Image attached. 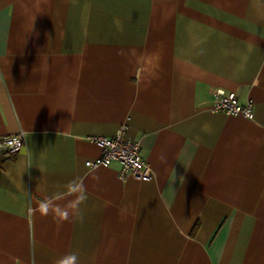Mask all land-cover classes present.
<instances>
[{
  "label": "crops",
  "instance_id": "0c3cea01",
  "mask_svg": "<svg viewBox=\"0 0 264 264\" xmlns=\"http://www.w3.org/2000/svg\"><path fill=\"white\" fill-rule=\"evenodd\" d=\"M122 126L149 178L86 165ZM20 132L0 264H264V0H0V137ZM73 178L82 221L36 211Z\"/></svg>",
  "mask_w": 264,
  "mask_h": 264
},
{
  "label": "built area",
  "instance_id": "2783aa9c",
  "mask_svg": "<svg viewBox=\"0 0 264 264\" xmlns=\"http://www.w3.org/2000/svg\"><path fill=\"white\" fill-rule=\"evenodd\" d=\"M212 110L228 115H242L247 118L253 116V103L239 102L235 92L216 89L213 92ZM125 127H120L113 136H93L91 139L101 149L100 155L93 160L86 161L89 167L109 166L113 162L120 164L119 176L125 178L129 174L139 175L142 178L151 176V169L141 154V145L138 140L127 138ZM25 144L23 132L0 137V153L14 154Z\"/></svg>",
  "mask_w": 264,
  "mask_h": 264
},
{
  "label": "clouds",
  "instance_id": "9594fccd",
  "mask_svg": "<svg viewBox=\"0 0 264 264\" xmlns=\"http://www.w3.org/2000/svg\"><path fill=\"white\" fill-rule=\"evenodd\" d=\"M119 25V21L116 22ZM58 189L51 196L41 200L36 208L42 216L52 215L60 221H68L70 217H79L83 220L80 212V205L87 201V189L83 181L73 178L64 185H56ZM72 197V199H68ZM60 201H66L64 204ZM55 264H80L79 256L70 252L62 255Z\"/></svg>",
  "mask_w": 264,
  "mask_h": 264
}]
</instances>
